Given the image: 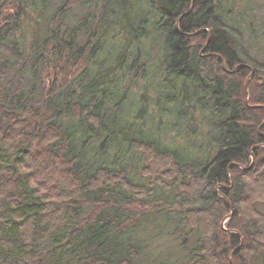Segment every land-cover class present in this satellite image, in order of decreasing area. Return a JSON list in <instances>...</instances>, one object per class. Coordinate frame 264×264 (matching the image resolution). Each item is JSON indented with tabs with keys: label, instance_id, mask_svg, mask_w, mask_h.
<instances>
[{
	"label": "trees",
	"instance_id": "16d2710c",
	"mask_svg": "<svg viewBox=\"0 0 264 264\" xmlns=\"http://www.w3.org/2000/svg\"><path fill=\"white\" fill-rule=\"evenodd\" d=\"M223 5L0 0V264L264 263V59Z\"/></svg>",
	"mask_w": 264,
	"mask_h": 264
},
{
	"label": "rangeland",
	"instance_id": "374dc122",
	"mask_svg": "<svg viewBox=\"0 0 264 264\" xmlns=\"http://www.w3.org/2000/svg\"><path fill=\"white\" fill-rule=\"evenodd\" d=\"M252 1L254 0H243L239 4L240 5L239 8L238 7L239 5L237 4L238 3L237 0H233L232 2L228 0H223L224 3L222 7L223 15L236 22H240L244 20L239 24L240 26L242 25V29L245 37V44L250 49V52L253 56H256L259 59H264V0H258V9L251 11V15L253 16V18L250 20L249 8L250 5L253 4ZM145 85L146 83H144V86ZM148 85H150L152 88L154 86L156 89L157 83L155 80H152L151 82H149ZM133 91H137V90L134 89ZM162 96H164V94H162ZM247 96H248V92H247ZM131 101L128 102L127 108L133 110V108H135L138 105V103L136 102L137 99L135 101L134 98H132ZM142 110H145V113H147L146 115H148L145 128H143L145 134H150L151 136H154L157 139H171L173 135L177 136L175 134L176 131L169 132V128L168 126L164 125V121L161 122V124H163L164 126L162 128L159 126L160 120L164 119L165 115H163L160 111L158 112V110L155 109V107L149 106L148 108L145 107ZM181 138L183 137L181 136ZM128 156L131 163L134 164L137 162V158L135 155L129 153ZM257 208L259 210L262 209L264 211V204H257ZM157 255H159V253ZM261 264L264 263L262 262Z\"/></svg>",
	"mask_w": 264,
	"mask_h": 264
},
{
	"label": "water",
	"instance_id": "95a60500",
	"mask_svg": "<svg viewBox=\"0 0 264 264\" xmlns=\"http://www.w3.org/2000/svg\"><path fill=\"white\" fill-rule=\"evenodd\" d=\"M208 44V43H207ZM206 47H207V45H206ZM252 75H253V72L251 73V75L248 77V79H247V82H246V85H245V88H246V90H247V88H248V85H249V82H250V79H251V77H252ZM247 92V91H246ZM248 101H249V98L247 97L246 98V103H248ZM262 125H264V122L262 123ZM261 125V126H262ZM253 157V161H254V155L252 156ZM231 262H232V264H235V261H234V259H233V256H232V258H231Z\"/></svg>",
	"mask_w": 264,
	"mask_h": 264
},
{
	"label": "bare ground",
	"instance_id": "6f19581e",
	"mask_svg": "<svg viewBox=\"0 0 264 264\" xmlns=\"http://www.w3.org/2000/svg\"><path fill=\"white\" fill-rule=\"evenodd\" d=\"M208 43V42H207ZM223 67H224V69H225V64L223 63ZM240 66H238L234 71H236V70H238V68H239ZM253 72V71H252ZM247 82V81H246ZM246 85V84H245ZM248 92V88H247V90H246V88H245V94H246V98L248 97L247 96V92ZM252 159H253V157H252Z\"/></svg>",
	"mask_w": 264,
	"mask_h": 264
}]
</instances>
